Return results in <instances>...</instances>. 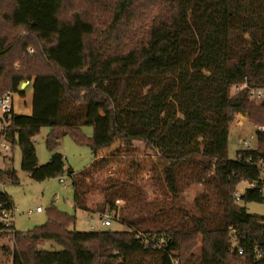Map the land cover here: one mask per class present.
Segmentation results:
<instances>
[{"label": "trees", "instance_id": "1", "mask_svg": "<svg viewBox=\"0 0 264 264\" xmlns=\"http://www.w3.org/2000/svg\"><path fill=\"white\" fill-rule=\"evenodd\" d=\"M7 1L0 0V80L15 91L30 81L34 92L32 113L16 114L10 125V161L19 144L31 178L63 177V153L40 164L34 137L50 127L46 145L56 150L71 134L95 154L87 169H69L76 208L103 215L117 210V199L127 201L114 217L121 230L72 229L76 217L55 207L27 231L0 220V233L14 241L13 264H264V217L240 204L264 202V130L255 148L229 157L236 113L264 127V97H250L251 88H264V0ZM19 28L26 35L17 37ZM26 37L40 49L27 45L25 57L9 61L15 40ZM83 125L94 127L93 137ZM117 137L127 151L140 140L155 155L153 197L132 171L91 182L108 164L99 150ZM5 179L19 182L8 167L0 169ZM247 181L258 186L238 200ZM0 205V215L15 208L4 189ZM160 237L166 241L157 247Z\"/></svg>", "mask_w": 264, "mask_h": 264}, {"label": "rangeland", "instance_id": "2", "mask_svg": "<svg viewBox=\"0 0 264 264\" xmlns=\"http://www.w3.org/2000/svg\"><path fill=\"white\" fill-rule=\"evenodd\" d=\"M6 5H11V0H8ZM71 9L66 6L63 10L61 16L63 18L70 16ZM2 11L0 10V23L2 20ZM2 29H6L5 26H1ZM16 36L26 35L21 28L14 31ZM16 39V38H15ZM15 51L14 56L9 57V61L16 59V55L20 57H25L23 53L27 45H32L37 50L40 49V44L36 41L34 37H26L20 40H15ZM19 65V62L16 63ZM32 86L29 84L24 96H20L16 99L18 107L25 112L27 110V105L32 103ZM31 94V96H30ZM82 132L91 138L94 135V127L90 125H83L81 128ZM260 127L256 124L250 117L248 113H236L234 120L231 123L230 134H229V157L232 159L237 158V153L240 149H248V144L251 148H255L258 144V131ZM51 131L50 127H42L40 132L34 137V142L37 148V155L40 164H45L51 160L53 153L59 151L63 153L65 157V174L64 178L66 182L63 183L60 180V176L47 178L45 180H34L30 177L29 173L22 169V150L19 144L15 146V155L10 161L11 157L8 156L6 161L4 160V155H0V168L8 167L11 170L15 169L16 174L19 177L18 183H13L9 179L2 181L5 183L6 190L13 198L15 203V208L12 211L14 224L17 231H27L29 229H34L38 225L46 223L49 219V212L52 207H55L61 211L67 212L76 217L74 223L71 224L72 229L79 231H100L106 229L121 230L124 227L123 224L119 222H113L110 226H104L102 224V219L98 214H90L89 212L76 208L75 206V188L73 185V177L69 173V169H73L77 174L85 169H87L95 159V154L88 144L79 143L71 134L65 135L61 139V143L56 150H50L46 145L47 134ZM248 142V144L245 143ZM102 155L100 157L107 158V165L104 168H97L93 171V177L91 182L95 183H106L109 177L121 176L126 177L130 171L134 173L138 181L145 188V192L148 198L153 197V190L150 188L149 180H144V171H150L153 176V166L155 155L153 152L144 144L143 141L135 140L130 150L127 151L123 142L117 137L114 139L113 143L100 152ZM100 161V160H99ZM97 161V164L98 162ZM117 164V170L112 169L113 164ZM139 164L137 168H132L133 164ZM193 186V185H192ZM1 187V185H0ZM196 192L197 188L194 187ZM190 191H187V198L190 200L192 196ZM240 204H245L247 210L254 215L264 217V202H240ZM127 201L125 200V205ZM41 207L42 211H37V207ZM93 221L96 224V229H92ZM198 244L195 247V252L201 251L203 247L202 236L197 238ZM14 249V241L10 234L0 233V264H13L12 251ZM196 264H199L197 259H194Z\"/></svg>", "mask_w": 264, "mask_h": 264}, {"label": "built area", "instance_id": "3", "mask_svg": "<svg viewBox=\"0 0 264 264\" xmlns=\"http://www.w3.org/2000/svg\"><path fill=\"white\" fill-rule=\"evenodd\" d=\"M29 53H32L34 49L32 47L27 48ZM27 84L25 86L24 82L21 83L19 86V90L15 91L9 88H5L3 82L0 80V155H4V159L8 156H11L13 154V147L12 143L9 138V128L11 123L14 120V117L16 114L24 113L17 105L16 99H19L20 96H24V93L26 92L27 85L30 83V81H25ZM244 87H248L247 82L244 84H238L234 86V90H240ZM23 91V93H22ZM250 97L256 100H261L264 97V88L262 87H253L250 90ZM260 130H264V127H260ZM246 144H248L247 141H245ZM248 149H251L250 145L248 144ZM262 172L264 175V166H261ZM1 169V168H0ZM112 169L117 170V164H113ZM150 171H144L143 173V178L144 180H149L150 178ZM60 180L65 183L66 179L64 177H60ZM0 189H3L5 187V183L0 181ZM258 186V183L256 182H244L238 190L235 193V196L238 200H241L243 195L246 193L247 189L249 188H255ZM262 190L264 193V186H262ZM125 205V200L122 198H119L116 200V206L117 210L115 212H107L103 215L100 214V217L102 219V224L104 226H110L114 222V217L115 215H119V211L122 207ZM1 207V205H0ZM8 211L7 209H1V215H0V220L2 222H5L6 224H13L14 218L12 211ZM37 211H42V208L39 206L36 209ZM92 229H96V224L93 221L92 223ZM166 238L165 237H160L159 240L157 241L156 245L157 247H161L165 244ZM240 252L242 253L243 250L240 249ZM178 259L174 260L175 264H178Z\"/></svg>", "mask_w": 264, "mask_h": 264}, {"label": "crops", "instance_id": "4", "mask_svg": "<svg viewBox=\"0 0 264 264\" xmlns=\"http://www.w3.org/2000/svg\"><path fill=\"white\" fill-rule=\"evenodd\" d=\"M29 84L32 86V89H31V92H32V103H31L29 106L27 105V107H26L27 110L24 112V113H26V114H31L32 111H33V94H34V92H33V84H32V82H30ZM29 84H28V85H29ZM28 85H27V88H28ZM27 88H26V90H27ZM30 96H31V94H30ZM103 149H105V148H103ZM103 149L99 150V156L102 155L100 152H102ZM94 160H95V159H94ZM90 166H91V165H90ZM90 166H89V167H90ZM193 186H194V187L196 186V188H197L196 190H197V191H198V190L200 189V187H201L200 184H195V185H193ZM193 186H192L191 190L194 191ZM197 191H196V192H197ZM194 193H195V192H194Z\"/></svg>", "mask_w": 264, "mask_h": 264}, {"label": "water", "instance_id": "5", "mask_svg": "<svg viewBox=\"0 0 264 264\" xmlns=\"http://www.w3.org/2000/svg\"><path fill=\"white\" fill-rule=\"evenodd\" d=\"M27 84V82H24V85L23 86H25Z\"/></svg>", "mask_w": 264, "mask_h": 264}]
</instances>
